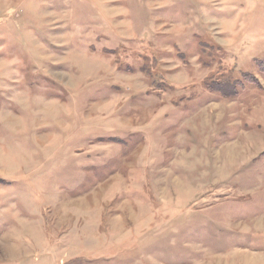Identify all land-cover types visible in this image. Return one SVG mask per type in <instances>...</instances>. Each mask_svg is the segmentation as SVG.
<instances>
[{"label":"rangeland","instance_id":"374dc122","mask_svg":"<svg viewBox=\"0 0 264 264\" xmlns=\"http://www.w3.org/2000/svg\"><path fill=\"white\" fill-rule=\"evenodd\" d=\"M263 59L264 0H0V264H264Z\"/></svg>","mask_w":264,"mask_h":264},{"label":"trees","instance_id":"16d2710c","mask_svg":"<svg viewBox=\"0 0 264 264\" xmlns=\"http://www.w3.org/2000/svg\"><path fill=\"white\" fill-rule=\"evenodd\" d=\"M258 66H259V68L264 70V59L263 60H258ZM255 81H258V79L255 78ZM228 86H229V88H226L228 92L227 93L225 92V95L226 96H235V95H237V91L238 90L236 88V84L230 83ZM210 88L214 89V90L218 89V90H220L222 92H224L226 90L225 88H223V86L221 88H217V87L214 88V85H210ZM230 88H231V90H229Z\"/></svg>","mask_w":264,"mask_h":264}]
</instances>
